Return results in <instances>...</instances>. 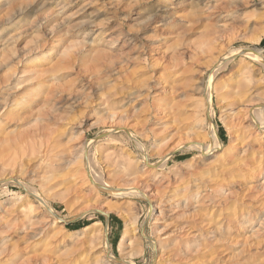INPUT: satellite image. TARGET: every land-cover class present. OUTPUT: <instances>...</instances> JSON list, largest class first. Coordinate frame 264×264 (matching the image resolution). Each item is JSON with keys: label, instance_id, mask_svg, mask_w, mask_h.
<instances>
[{"label": "rangeland", "instance_id": "obj_1", "mask_svg": "<svg viewBox=\"0 0 264 264\" xmlns=\"http://www.w3.org/2000/svg\"><path fill=\"white\" fill-rule=\"evenodd\" d=\"M242 49L264 0H0V264H264Z\"/></svg>", "mask_w": 264, "mask_h": 264}, {"label": "bare ground", "instance_id": "obj_2", "mask_svg": "<svg viewBox=\"0 0 264 264\" xmlns=\"http://www.w3.org/2000/svg\"><path fill=\"white\" fill-rule=\"evenodd\" d=\"M241 50V49H240ZM242 50H244V49H242ZM236 51V50H235ZM234 51V52H235ZM224 54V53H223ZM238 54V53H237ZM234 55H236L235 53H232L231 51H230V53H227V54H225V56H224V59H229V60H231L232 59V57L234 56ZM243 56H245V57H247V58H249V59H251V60H257L258 62L260 61L261 62V64H263L264 65V58H263V56H260L259 55V53L258 52H256V51H251V50H249V49H245L244 51H243ZM235 57V56H234ZM222 58V57H221ZM231 58V59H230ZM223 59V60H224ZM228 60V61H229ZM223 64V63H222ZM219 68V67H218ZM16 73L15 72H13L12 73V76L13 75H15ZM22 76V75H21ZM25 82H26V84L25 85H27V84H29L30 83V81H26L25 80ZM211 95V94H210ZM209 96H207V98H208ZM210 99H209V105H210V103L212 104V101H211V97H209ZM160 109V108H159ZM163 109V108H162ZM210 109V108H209ZM210 110H212V109H210ZM261 110H262V107H260V108H258V109H254L253 110V115H255V117H256V115H258V116H261V115H259L260 114V112H261ZM164 111V110H163ZM162 111V112H163ZM161 112V111H160ZM212 112V111H211ZM251 115V114H250ZM257 116V117H258ZM254 117V116H253ZM261 118V117H260ZM256 125H257V127L260 129V130H264V120H262V119H260V120H258V122L256 123ZM210 135H211V133H210ZM212 135H214V139H216V144H215V146H214V148L216 149V148H220L221 146H222V144H221V142H220V140H219V138H218V136H217V134H216V132L214 131L213 132V134ZM134 136V135H133ZM131 137H132V135H131ZM212 141V140H211ZM215 142V141H214ZM213 144V143H212ZM213 144V145H214ZM140 146V145H139ZM141 147V146H140ZM191 147L193 148H195V147H203V146H200V145H191ZM142 149H143V147H141ZM214 148H211V146H209V145H206V146H204V148L203 149H206L207 151V153L209 152H211ZM140 149V148H139ZM197 149V148H196ZM89 152V151H88ZM87 152V153H88ZM141 158H142V160H148L149 161V159H148V157H147V153L146 152H144V153H141ZM148 161H147V163H148ZM162 162V161H161ZM148 165H150V166H154L155 165V163H152V162H150V163H148ZM165 164L164 163H161L160 164V166L159 167H157V168H161V166H164ZM158 166V165H157ZM92 172L93 171H91V176H92V178L94 179V180H96V181H98L97 180V177H99L98 175H97V177H95L93 174H92ZM95 175H96V173H94ZM100 178V177H99ZM23 186V185H22ZM29 188V187H28ZM29 192V191H28ZM34 192V191H33ZM32 192V193H33ZM31 193V192H30ZM123 193V192H122ZM38 200V199H37ZM39 200H40V198H39ZM38 200V201H39ZM55 215V214H54ZM56 217V216H55ZM57 218V217H56ZM55 221V220H54Z\"/></svg>", "mask_w": 264, "mask_h": 264}]
</instances>
